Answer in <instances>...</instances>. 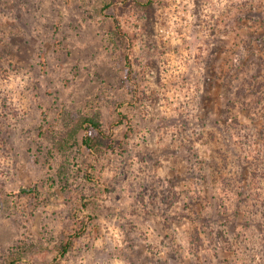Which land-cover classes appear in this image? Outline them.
I'll list each match as a JSON object with an SVG mask.
<instances>
[{
    "label": "rangeland",
    "instance_id": "rangeland-1",
    "mask_svg": "<svg viewBox=\"0 0 264 264\" xmlns=\"http://www.w3.org/2000/svg\"><path fill=\"white\" fill-rule=\"evenodd\" d=\"M193 2L195 23L174 27L183 0H0V264L16 249L30 264H264L246 224L264 219V0ZM71 112L120 144L62 152ZM95 193L89 218L82 197ZM77 219L87 228L61 255Z\"/></svg>",
    "mask_w": 264,
    "mask_h": 264
},
{
    "label": "trees",
    "instance_id": "trees-1",
    "mask_svg": "<svg viewBox=\"0 0 264 264\" xmlns=\"http://www.w3.org/2000/svg\"><path fill=\"white\" fill-rule=\"evenodd\" d=\"M152 3H153V0H144V1L136 0L137 5H139L140 7H145V8H149L150 6H152ZM108 7H109L108 4L105 5V8H108ZM113 34L121 38L126 37V33L122 30L117 19H114ZM124 59H125L124 61L125 62L124 82L127 86V90L132 92V94L134 95L136 93V86L133 80L134 75H133L132 67H131V58L128 55V53H124ZM251 79H254V77H251ZM68 114L69 115H67L66 117V121H67L66 125L63 126L65 129L64 133L60 136V138H58L57 140L55 139L58 149L61 150L62 152L68 151L74 144L79 142L80 147L85 149L87 152L91 154H96L98 156H103L105 154H109L111 150L114 151L116 149V145H115L116 143L120 144V142H118L115 138H112L111 135L107 134V132L101 127V123L99 119L97 118V116L84 114L82 112H71ZM116 120L118 123H125L128 126V130L131 131L132 126L130 123V119L125 113L118 111ZM241 157L244 158V156H242L239 153L235 154V158L237 160H239V158ZM245 158L247 159L246 160L242 159V160L249 163L248 157L245 156ZM66 160H68V157H66ZM251 163L252 162H250V164ZM89 174L91 176H89ZM86 177L89 180H95L96 181L95 183H97V180L99 181V179H94L95 176H93V173H90V172L86 173ZM103 190L108 191L109 188L104 187ZM21 191L25 193L32 192V188H22ZM96 196L97 194L95 193L92 196L82 197L84 200L82 201L81 205L87 210H90L91 212L88 215L89 218L96 217V214H97V209L99 207V203H98L99 200H98V196L97 197ZM223 197L224 196L222 194L220 195L218 194L217 196L219 207L227 206V204H224ZM187 206L188 205L184 204L185 209L188 208ZM237 208L238 207H235L234 211H236ZM228 209L229 208H225L226 211L224 212L228 213L229 212ZM191 213L196 215V213L193 210H191L190 213L188 212L183 213L181 216V219L182 218L195 219L191 215ZM224 217L226 221V224H224V226L226 227L228 224H229L228 226H231V224L235 222L234 219H231L230 214H225ZM208 218L209 217H207V221H206L208 223L207 226L210 227L208 230L212 233L214 232L212 236V240H215L216 238H218L219 234L221 237H224L226 239V236H225L226 231L224 230L219 231V230L213 229L212 225L214 221ZM77 220L79 224L78 229L75 231L74 234L69 235V237L66 238L59 245V251L61 252V255H66L68 253V251L72 248L75 239L80 237L87 228V219H77ZM246 222H247L246 223L247 225H252L253 227L256 228V231L259 232L258 235H259V240L262 245L261 248L264 251V219L263 221H259L255 219H249V220L246 219ZM201 230L203 231L205 230V228H202ZM195 232H200V229L198 230V228L195 227ZM195 234H196V238L199 239L198 233H195ZM242 235H244V233ZM243 238L249 241V239H247L245 236H243ZM227 240H228V237H227ZM215 244H216L215 245L216 247L221 246L219 241ZM242 246L247 253L249 250L252 249V247L249 248L248 245H242ZM237 252L239 253V251ZM240 255H244L242 250L240 251ZM244 260H245V257L243 258L238 257L233 261V263L234 264H244L243 262ZM59 262H60L59 259H54L48 262L46 261L44 264H59ZM7 264H30V262L24 259V252L22 249H16L8 255Z\"/></svg>",
    "mask_w": 264,
    "mask_h": 264
},
{
    "label": "clouds",
    "instance_id": "clouds-1",
    "mask_svg": "<svg viewBox=\"0 0 264 264\" xmlns=\"http://www.w3.org/2000/svg\"><path fill=\"white\" fill-rule=\"evenodd\" d=\"M228 0H223V3H227ZM238 2V0H237ZM177 3H180V0H177ZM213 3H216V0H213ZM183 4L187 5L188 8V12L184 13L183 11L179 13L180 16H185L186 15V20L181 22L177 19V17H172L173 20H176V24L174 25V27H186V26H190L191 24L195 23L196 21V17L192 15V9L195 7V4L193 2V0H183ZM174 43H179V40H175L173 41Z\"/></svg>",
    "mask_w": 264,
    "mask_h": 264
}]
</instances>
